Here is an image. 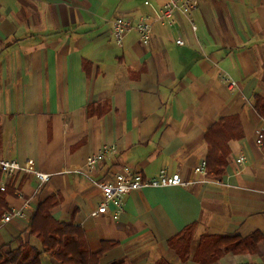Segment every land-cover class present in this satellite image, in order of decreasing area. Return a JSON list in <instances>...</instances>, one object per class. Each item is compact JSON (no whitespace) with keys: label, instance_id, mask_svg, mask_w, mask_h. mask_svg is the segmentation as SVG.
<instances>
[{"label":"crops","instance_id":"crops-1","mask_svg":"<svg viewBox=\"0 0 264 264\" xmlns=\"http://www.w3.org/2000/svg\"><path fill=\"white\" fill-rule=\"evenodd\" d=\"M168 1L0 0V160H31L50 176L40 187L32 175L8 180L0 172L4 214L17 208L26 216L1 229L0 256L28 247L42 252L41 264H60L30 233L40 206L55 198L51 218L84 233L96 264H202L203 236L257 237L252 254L225 253L213 264H264V147L256 143L264 0H202L191 20L177 13L171 25L155 23L148 47L136 33L114 42L115 19L136 24ZM233 118L227 167L219 177L210 172L222 185L143 189L125 198L117 221L113 208L90 217L102 195L77 170L103 146L117 151L98 166L99 180L123 165L150 178L166 169L189 179L209 156L207 132ZM192 226L182 260L170 242Z\"/></svg>","mask_w":264,"mask_h":264},{"label":"built area","instance_id":"built-area-1","mask_svg":"<svg viewBox=\"0 0 264 264\" xmlns=\"http://www.w3.org/2000/svg\"><path fill=\"white\" fill-rule=\"evenodd\" d=\"M202 0H169L159 12L141 18L136 24L124 19L117 18L112 22V37L118 46H122L125 38L131 33L139 36L143 47H148L152 40L153 27L155 23L171 25L174 22V16L177 13L191 20L192 13L198 8ZM146 5H149L147 2ZM196 31V26L193 25ZM178 45H184L181 40L177 41ZM223 80L230 83L232 88L237 87V83L232 81L229 76H224ZM256 143L260 147H264V124L257 131ZM117 151L116 145L106 144L98 152L90 156L85 164L77 170V173L87 179L102 195V202L98 208L90 213L91 218H99L107 215L110 208H113L112 220L117 221L124 213L125 198L133 192L143 189H164L172 187H180L183 189H192L201 187L211 182L222 185V182L212 180L210 172L207 168V162L203 161L193 170L192 178L183 179L180 174L172 173L166 169L161 170L156 177L150 178L144 176L140 171L133 170L127 165H123L113 178L109 181L99 180L96 170L109 156ZM245 163V158L241 157L236 160V164L241 168ZM240 171V170H239ZM0 172L8 180H12L19 174L32 175L39 180V186L42 187L50 181V176L41 172H37L34 168V162L29 160L24 164L17 161L0 160ZM5 191V187L0 189ZM23 209H12L6 212L0 220L1 229L15 220L25 219Z\"/></svg>","mask_w":264,"mask_h":264},{"label":"trees","instance_id":"trees-1","mask_svg":"<svg viewBox=\"0 0 264 264\" xmlns=\"http://www.w3.org/2000/svg\"><path fill=\"white\" fill-rule=\"evenodd\" d=\"M235 121H237L236 118L222 120L206 135V141L210 147L206 160L207 168L217 177L221 176L227 167L230 150L226 142L232 139L237 130L236 126L230 127L229 123L233 124ZM56 204L55 198H50L40 206L31 223L30 233L41 240L44 250L52 252L60 264H96V258L91 256L87 247L84 233L73 226L58 224L51 218L50 210ZM6 210L5 193L0 191V220ZM194 231L193 226L189 227L177 239L170 242V246L182 260H187L189 257ZM255 239L258 238L203 236L199 241L197 259L202 264H213L225 253L252 254L256 244ZM41 256V251L25 247L0 256V264H41Z\"/></svg>","mask_w":264,"mask_h":264}]
</instances>
